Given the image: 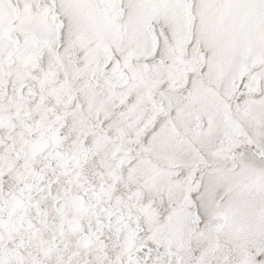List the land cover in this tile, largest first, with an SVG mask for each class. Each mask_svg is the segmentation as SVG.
Masks as SVG:
<instances>
[{"label":"snow or ice","instance_id":"snow-or-ice-1","mask_svg":"<svg viewBox=\"0 0 264 264\" xmlns=\"http://www.w3.org/2000/svg\"><path fill=\"white\" fill-rule=\"evenodd\" d=\"M0 264H264V0H0Z\"/></svg>","mask_w":264,"mask_h":264}]
</instances>
